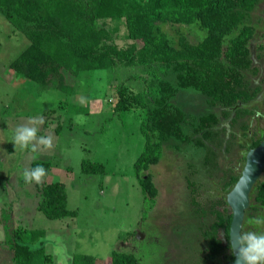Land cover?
Wrapping results in <instances>:
<instances>
[{
  "label": "rangeland",
  "instance_id": "rangeland-1",
  "mask_svg": "<svg viewBox=\"0 0 264 264\" xmlns=\"http://www.w3.org/2000/svg\"><path fill=\"white\" fill-rule=\"evenodd\" d=\"M252 20L257 33L251 49L260 73L250 81L261 88L259 96L244 106L252 115L233 125L222 119L215 128L220 142L210 145L216 155L213 172L203 166L202 153L165 148L159 163L145 172L158 190L155 206L147 213L133 171L145 142L139 131L144 114L135 107L122 114L112 110L117 83L137 69L81 73L71 95L42 91L31 81L12 76L10 64L30 43L0 15V216L9 209L14 226L45 230L44 244L53 264H71L74 254L92 255L95 264H110L112 250L134 254L142 264H202L207 248L202 231L214 219L211 205L227 196L224 187L231 177L241 175L251 142L264 136V67L257 58V46L264 43V0ZM98 25L119 48L131 43L123 20L102 19ZM165 30L171 36L186 34L192 43L205 36L195 26L167 25ZM127 86L135 93L132 81ZM180 92L177 104L190 115L209 110L193 90ZM243 124L248 129L243 130ZM23 125L38 127L39 135L51 138V147L37 145L32 152L14 146V131ZM35 160L51 162L50 174L40 183H26L23 172ZM83 160L104 165L105 173L83 174ZM51 182L64 185L68 208L77 211L76 218L49 220L39 212L41 187ZM258 215H264V207L254 201L252 190L242 231ZM4 237L0 222V243Z\"/></svg>",
  "mask_w": 264,
  "mask_h": 264
},
{
  "label": "trees",
  "instance_id": "trees-1",
  "mask_svg": "<svg viewBox=\"0 0 264 264\" xmlns=\"http://www.w3.org/2000/svg\"><path fill=\"white\" fill-rule=\"evenodd\" d=\"M261 0H0V15L29 41V46L10 64L14 77H23L42 91L71 95L81 73L119 68L138 72L117 83L112 110L125 113L129 107L142 110L139 131L144 138L141 154L133 165L147 213L153 209L158 190L145 174L161 160L165 148H190L203 154V166L216 168L213 145L220 142L215 128L222 119L235 124L252 115L244 106L254 101L261 88L250 77L260 73L254 64L252 42L257 33L253 15ZM102 19L123 20L131 43L119 48L111 34L99 27ZM197 27L205 36L192 43L186 34L171 36L165 26ZM264 31V29H263ZM264 67V43L257 46ZM134 83L135 93L127 86ZM182 89L206 100L209 110L192 116L177 104ZM220 109L217 113L215 110ZM242 129H248L246 124ZM264 140H253L248 151ZM209 144V145H208ZM212 145V146H210ZM42 164L47 175L51 162ZM81 172L103 175L102 164L83 160ZM239 176L225 185L228 192ZM189 182L192 193L194 183ZM254 201L264 207V171L253 187ZM38 210L49 220L76 218L68 208L67 191L60 182L41 187ZM214 219L202 231L207 243L202 264H233L229 243L232 212L226 197L211 205ZM0 264H53L46 252V231L14 226L12 212L3 209ZM95 257L74 254L71 264H95ZM110 264H142L131 253L112 250Z\"/></svg>",
  "mask_w": 264,
  "mask_h": 264
},
{
  "label": "clouds",
  "instance_id": "clouds-1",
  "mask_svg": "<svg viewBox=\"0 0 264 264\" xmlns=\"http://www.w3.org/2000/svg\"><path fill=\"white\" fill-rule=\"evenodd\" d=\"M36 126L23 125L15 129L13 135L14 146L21 150L36 152V146L51 147L50 137L39 135ZM35 158V157H34ZM47 175L42 164H37L23 172L26 183H40ZM250 227L231 237V248L236 252L237 264H264V215H258L249 221Z\"/></svg>",
  "mask_w": 264,
  "mask_h": 264
},
{
  "label": "water",
  "instance_id": "water-1",
  "mask_svg": "<svg viewBox=\"0 0 264 264\" xmlns=\"http://www.w3.org/2000/svg\"><path fill=\"white\" fill-rule=\"evenodd\" d=\"M264 171V140L260 145L248 151L245 166L241 175L226 196V202L232 212V220L229 230V243L231 237L235 236L238 230L242 231L245 212L249 207L250 193L258 182ZM234 257L233 264H237L236 252L231 248Z\"/></svg>",
  "mask_w": 264,
  "mask_h": 264
}]
</instances>
